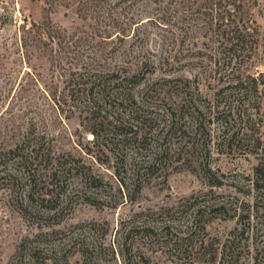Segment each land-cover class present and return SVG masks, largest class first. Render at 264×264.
Wrapping results in <instances>:
<instances>
[{"label":"rangeland","instance_id":"374dc122","mask_svg":"<svg viewBox=\"0 0 264 264\" xmlns=\"http://www.w3.org/2000/svg\"><path fill=\"white\" fill-rule=\"evenodd\" d=\"M118 3L119 0H0V148L8 150L29 141H42L51 146L56 157L71 155L81 167L90 166L102 180L100 189L87 187L88 197L97 201L96 206L73 196V189L80 184L73 179L69 203L65 206V200H55L47 204L48 210L54 209L49 210L52 213L36 219L21 213L16 192L22 191L16 185L13 188L0 182V264H86L73 241L76 233L90 237V228L96 226L101 232V243H109L122 220L149 210L158 214L171 210L170 221L175 219L172 223L181 226L194 209L188 204L196 199L210 204L232 202V210L222 214L205 212L197 222L195 246L200 241L213 244L218 261L222 243L242 222L244 211L234 209L245 202L246 212L257 203V193L243 186L248 184L245 177L252 175L258 164L253 155L234 160L214 154L216 160L211 165L219 171L216 178L203 175L196 162L169 164L166 171L162 168L144 179L146 183L135 196L134 204H127L122 198L119 181L125 173L117 164L119 158L92 143L93 136L87 131L93 127L89 121L92 115L83 109L85 97L78 99L80 86H73L85 79V69L95 66L99 73L111 74L120 68L130 74H143L135 93L144 101L148 95L153 100L167 96L166 80L179 77L190 79L193 86L194 81L199 84L212 103L231 102L236 96L227 88L234 84L205 74L212 67L215 36L205 28L201 15L192 17L184 5H173V10H177L175 17L167 16L164 22L166 16L157 12V6L149 0L135 4L131 10L126 4L125 11ZM250 4L261 47L247 72L257 77L264 73V0H250ZM32 23L37 27L25 35L28 45L23 47L24 27H32ZM44 30L52 32L54 39L50 41ZM263 89L264 85H260L259 90ZM220 90L223 94L218 97ZM262 101L261 95L247 99L245 108L250 109L252 123L242 127L254 129L264 143V109L255 113ZM102 110L110 120L127 117L109 105H103ZM133 157L129 150L128 178H132L129 162ZM137 220L143 222L145 218ZM138 247L142 251V246ZM197 247L191 258L159 248L142 252L152 264H204L198 262ZM35 248L41 249L37 256L32 253ZM102 259L110 261L102 264H113L110 255L103 254ZM242 262L252 263L250 257Z\"/></svg>","mask_w":264,"mask_h":264},{"label":"trees","instance_id":"16d2710c","mask_svg":"<svg viewBox=\"0 0 264 264\" xmlns=\"http://www.w3.org/2000/svg\"><path fill=\"white\" fill-rule=\"evenodd\" d=\"M106 1L99 0L103 3ZM143 1L119 0L118 4L125 11L126 7L123 6L126 4L130 5L127 9L131 10L135 4ZM165 2L167 4L163 7ZM149 3L156 5L158 9L155 10L166 16L164 22L167 16L175 17L177 10H173V5L178 8L184 5L185 11L192 17L194 14L203 17L205 28L215 36L212 67L205 74L209 78H217L219 82L234 84L227 88H231L236 97L231 102L212 103L211 100L207 101L199 84L194 81L193 86L190 79L179 77L166 80V85H169L167 96L153 100L154 97L149 99L148 95L144 101L139 100L135 93L143 74H130L120 68L105 74L96 71L95 66L87 68V76L83 81L81 79L82 83L75 82L73 86H80L77 97H85L83 109H88L92 115L89 121L93 122V127L85 129L93 136L92 143L105 147L115 158H119L117 164L122 165L125 173V177L119 181V190L127 204L136 202L135 196L142 192L146 177L150 178L162 168L165 170L169 164L196 162L197 169L203 175L216 178L219 171L211 165L216 160L214 154L234 160L250 155L256 157L258 164L252 175L245 177L248 184L243 186L257 193V203L249 206L246 212L245 202L234 209V212L244 211L240 216L242 222L239 229L230 233L222 243L218 261L213 244L200 241L197 247L194 238L201 215L210 211L222 214L232 210V202L228 201L210 204L196 199L188 204L194 208L192 213L188 216V212L184 211L189 218L181 226L172 223L175 219L170 221L168 214L172 213L171 210L162 214L153 210L147 214L134 213L128 220H122L109 243L102 244L100 229L92 226L90 230L93 235L86 238L76 233L74 244L78 246L86 264L109 263V260L102 259L103 254L110 255L113 264H152L151 259L143 253L152 248L191 258L195 247L198 262L204 264H264V143L256 136L254 129L248 131L247 127H242L244 123H252L248 114L250 109L245 108L247 99L258 98V95L264 99V89L259 90V86L264 85V73L256 77L247 72L261 47L259 28L250 12V0H149ZM35 27V23H32V27H24L21 38L23 47L28 45L25 35ZM45 33L50 41L54 39L52 32ZM102 59L101 56L100 61ZM222 94L220 90L217 96ZM103 105H109L119 115L127 117H113L110 120L107 114L103 115ZM260 105L256 108L257 114L264 109L263 101ZM129 150L134 156L129 162L132 178H128L126 169ZM79 164L80 161L71 155L56 157L47 143L29 141L8 150L0 148V182L13 188L16 185L22 191L16 192V202L21 213L33 219L52 213L49 210L54 209L48 210L47 204L55 200L61 203L65 200L66 206L73 179L80 181L78 188L73 189V196L84 198L86 203L96 206L97 201L88 197L87 187L100 189L102 180L90 166L81 167ZM213 184L211 186H215ZM84 190L86 193H83ZM138 217L145 220L140 222ZM33 251V255L37 256L41 249L35 248ZM249 257L252 263L242 262V259Z\"/></svg>","mask_w":264,"mask_h":264}]
</instances>
